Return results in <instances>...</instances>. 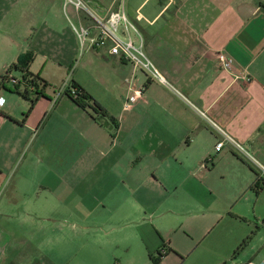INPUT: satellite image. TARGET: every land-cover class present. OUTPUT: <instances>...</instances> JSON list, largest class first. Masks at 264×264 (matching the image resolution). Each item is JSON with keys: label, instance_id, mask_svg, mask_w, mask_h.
<instances>
[{"label": "crops", "instance_id": "1", "mask_svg": "<svg viewBox=\"0 0 264 264\" xmlns=\"http://www.w3.org/2000/svg\"><path fill=\"white\" fill-rule=\"evenodd\" d=\"M83 1L121 7L162 80L82 45L65 0H0V84L27 53L47 83L0 88V264H264V0ZM78 58L114 135L60 92Z\"/></svg>", "mask_w": 264, "mask_h": 264}, {"label": "built area", "instance_id": "2", "mask_svg": "<svg viewBox=\"0 0 264 264\" xmlns=\"http://www.w3.org/2000/svg\"><path fill=\"white\" fill-rule=\"evenodd\" d=\"M65 4L72 6L78 13H82L89 23V27H74L82 45L87 42L88 49L107 47L111 55H119L134 67L146 71L152 78L162 80V77L143 51L140 33L134 24L128 20L121 7L110 10L105 16H100L83 0H65ZM89 30H91V33H89ZM217 59L223 69L228 70L231 68L232 60L225 52L219 51ZM4 77L7 79V84L14 85L21 82L20 76L17 78L13 74L6 73ZM66 90H71L74 94V90L70 89L69 76L62 84L60 92L65 94ZM217 130L222 134V139L215 144V152L221 151L226 142H233L221 129L217 128ZM237 146L241 149L239 145ZM160 252L163 256L166 249L162 248Z\"/></svg>", "mask_w": 264, "mask_h": 264}, {"label": "trees", "instance_id": "3", "mask_svg": "<svg viewBox=\"0 0 264 264\" xmlns=\"http://www.w3.org/2000/svg\"><path fill=\"white\" fill-rule=\"evenodd\" d=\"M32 60L30 54H25L22 57L18 58L16 62H14L7 74H16L21 75V82L18 84L12 85L14 88L12 90L13 93L20 95L23 99L29 101L31 105H33L39 98L43 97V91L47 88V83L38 75L31 73L28 70V65ZM6 77L2 79L0 84V88H5ZM70 89L74 90V94H72L71 90H66L65 95H67L78 107L88 112V114L98 122L102 123L101 118H108L111 125L112 135L115 134L118 123L117 120L112 117H107L105 110L100 106V104L90 96L81 86L76 84L75 82H70ZM261 185L255 183V188H260ZM168 251L166 250V255ZM159 258L163 257L160 251L157 252ZM158 263L157 261H154Z\"/></svg>", "mask_w": 264, "mask_h": 264}, {"label": "rangeland", "instance_id": "4", "mask_svg": "<svg viewBox=\"0 0 264 264\" xmlns=\"http://www.w3.org/2000/svg\"><path fill=\"white\" fill-rule=\"evenodd\" d=\"M80 58L77 59V61L74 62L73 66L70 68V73H69V78H70V82L72 81V79L74 78V74L76 73L79 65H80ZM77 74H80V71H77ZM168 224H171L173 225V223H168ZM115 234H112V236H109L108 237V240H111V239H114ZM165 256V255H164ZM193 257L194 256H191L190 258H188L187 260H183V259H178V261L176 263H173V264H191V262L193 263ZM152 260L154 261H157L159 262L160 258H159V255L157 254V252L151 256ZM162 258V257H161ZM166 259V257H164ZM163 258V259H164ZM153 264H158V263H155V262H152ZM166 263L167 264H170V259L169 260H166Z\"/></svg>", "mask_w": 264, "mask_h": 264}, {"label": "water", "instance_id": "5", "mask_svg": "<svg viewBox=\"0 0 264 264\" xmlns=\"http://www.w3.org/2000/svg\"><path fill=\"white\" fill-rule=\"evenodd\" d=\"M105 127H108L111 129L110 121L107 118H101L100 119Z\"/></svg>", "mask_w": 264, "mask_h": 264}]
</instances>
